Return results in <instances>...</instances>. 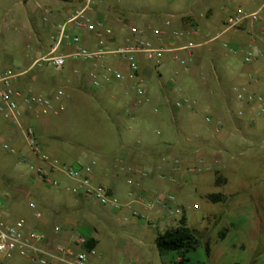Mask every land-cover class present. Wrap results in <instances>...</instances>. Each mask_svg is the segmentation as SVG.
<instances>
[{
  "label": "rangeland",
  "instance_id": "1",
  "mask_svg": "<svg viewBox=\"0 0 264 264\" xmlns=\"http://www.w3.org/2000/svg\"><path fill=\"white\" fill-rule=\"evenodd\" d=\"M81 1L72 0L68 4L53 5L52 16L45 22L43 19L47 17V14L43 17L45 11L37 14L32 12L23 6L24 0H0V61L8 63V68L5 69H12L16 73L28 69L30 63L38 57L39 47L53 46L54 39L59 34L57 25L69 19L70 11L77 9V2L81 3ZM99 1L93 0V6ZM126 1L128 3L126 7L112 9V16H121L122 19L136 22L138 28H144L145 24L135 20L134 16L147 18L151 17L152 13L158 12L162 14L163 20L179 19L184 26L181 29L184 30H187L192 23L197 22L209 34L206 39L217 35L222 30L232 11L238 8L245 10L243 3L237 0ZM259 1V4L252 10L258 9L262 4V0ZM50 4H54V2H50ZM99 7L106 12L105 4H100ZM58 14H60L59 17H57ZM244 31H246L245 28ZM76 32L80 36L86 35L85 32L78 30ZM70 33H73V30ZM116 33L118 34V43L122 45L124 37L128 36L129 32L124 29L121 32L116 31ZM256 34L257 36L248 33V36L254 35L255 37L253 36L250 42L243 43L239 47L245 48L250 43L258 42L264 49V36H259L260 33ZM248 39L250 38L247 37ZM190 40L196 42L193 38ZM228 44L230 43L228 42ZM208 47L213 49L211 54L213 59H217V57L224 59L227 49H221L218 43ZM5 69L0 68V71ZM196 69H198L196 72L190 74L183 72L178 67L172 71L163 66L161 73L163 81L168 82L175 77L174 71L177 72L176 76L181 83V95L195 100L197 110L199 102L202 108L211 111L217 102L224 105L225 101L228 103L230 96L234 99L235 93L231 87V91L229 90L227 95H223L219 91L211 93V87L204 85L203 70L210 72L211 69L208 61L200 66L198 64ZM34 74L44 82H53L64 75L46 64L37 65L24 80L26 89L35 87L31 80V76ZM158 76L160 75L158 74ZM151 79L156 81L158 77L153 74ZM61 86V84L53 82L43 89H46L49 96L52 97ZM40 87L42 88V86ZM74 87L81 89L82 86L76 84ZM166 88L167 85L161 87L158 83L153 86V96L157 103L150 106L151 112L159 106L160 111H168V105L159 101V99H163ZM35 93L38 94V92ZM65 93L66 96L62 102L64 111L57 115L44 116L50 121L52 127L44 141L54 145L62 153H69L68 157L57 153V159L63 163L73 165L83 158H85L83 160L85 164L96 162L95 172L97 174L99 159L107 154V148L112 143H116V141L114 143V139L116 136L119 139L118 134L113 135L110 139L112 131L109 128L110 122L104 117V105L94 99L92 90L87 85L81 91L65 89ZM255 93L264 97V93ZM113 110L117 116L121 117L124 107L115 103ZM254 117L255 122L247 125L251 129H245L244 132L238 133L239 147L230 152L225 149H217V153H214V150L205 152L208 163L201 167L200 171L198 169L195 172L187 171L184 166L176 165L171 155L167 157V162L162 164L164 171H155L156 175L164 173L166 181L174 180L173 188L165 189L166 193L175 195L176 186L178 184L183 186L184 195L181 193L175 195L177 203L185 207L187 227L193 230L201 241V246L196 252L186 255L189 264H264V111H255ZM175 118L176 123L173 119L170 122L168 131L170 133L163 132L160 136L156 135L157 138L172 141L173 138L181 137L184 132H187V128L191 125L199 128L210 125L205 121L204 112L190 118L185 111L180 110L176 111ZM226 118V122H230L229 118ZM0 122L8 123L1 114ZM184 137L191 141L196 140V135L192 133H186ZM5 144L10 145L8 139L0 134V206L1 212L4 213L3 219L23 220L27 229L40 231L39 220L36 219L35 210L30 205L35 204L44 215L45 210L49 209L48 206H53V201L62 199L69 204V211H62L64 214L62 217L53 219L49 217L45 228L50 232L52 226L58 224L68 231L81 233L87 238L96 240L98 245L93 257L95 264H178L179 254L170 253L166 257H161L156 246L158 234L164 233L171 226L173 228L179 226L177 217L163 213V219L159 223L154 221L155 217L145 213L139 216L126 215L125 219L122 213L114 212L111 208L91 207L85 200L77 202L74 198L75 195L63 189L61 176L57 177L61 181L60 187L53 188L45 185L29 172L28 164L21 163L17 155L4 150ZM189 158V167L197 164L199 159L198 154H193ZM158 160L160 161V158ZM214 160L219 163L214 164ZM187 165L185 164V167ZM174 168L177 170V174H171L170 171ZM116 170L109 172L105 177L96 178L97 183L108 187L113 178L123 183L125 174L120 167ZM146 173L151 172L148 170ZM217 179L219 180L218 184L216 183ZM17 185H23L29 195L22 197L19 193H14L13 189ZM219 193L226 196L227 199L224 203L213 204L206 198L207 195ZM225 229L228 231L224 232ZM222 233H225V237H221ZM207 244L210 246V256H207L206 253ZM220 250L223 252L217 255ZM212 253L213 255H211Z\"/></svg>",
  "mask_w": 264,
  "mask_h": 264
},
{
  "label": "crops",
  "instance_id": "2",
  "mask_svg": "<svg viewBox=\"0 0 264 264\" xmlns=\"http://www.w3.org/2000/svg\"><path fill=\"white\" fill-rule=\"evenodd\" d=\"M243 3V8L249 12H255L256 10H252V8L256 7L259 4V0H237ZM50 2H54V4H50ZM84 0L81 1V3H78V8L81 9L83 7ZM264 0H262V3ZM58 4H62V2L54 1V0H24L23 6L30 9L32 12L42 13L43 17L46 16L49 19L50 16H52L51 8ZM68 4V3H64ZM100 4H105L107 6L106 12L102 10ZM126 0H100L98 4H95L93 6V10L88 14L93 21H103L106 28H108L111 31V35L108 38V45L110 47H118L120 46L118 43V34L116 31H123L124 29L128 31V26H137L136 22H131L125 19H122L121 16H112V9L113 8H119L121 6L126 7L127 5ZM97 6V7H96ZM96 8H98L96 10ZM259 8V7H258ZM74 9V10H77ZM101 9V10H100ZM43 10V11H42ZM74 10H71V14ZM49 13V14H48ZM60 14L57 15L59 17ZM123 16V15H122ZM174 18V16H172ZM70 18V17H69ZM44 19V18H43ZM57 19V18H56ZM55 19V20H56ZM59 19V18H58ZM134 19L143 24L144 28L147 30V38L151 40L154 45L157 47H164L169 48L171 46H178L180 44H184L187 41H191L190 39H194L196 43H202L205 42L206 38L205 36L202 37H190L183 41L176 40L170 30H166L165 24L167 21L171 20H163L162 14L158 12H154L151 14V17H136L134 16ZM68 20V19H67ZM66 20V21H67ZM45 21V20H44ZM47 22V21H45ZM65 22V21H64ZM63 22V23H64ZM172 22V28L173 29H181L183 24L180 23V20H174ZM62 24L59 23L58 26ZM110 26V27H107ZM244 28L246 31H244ZM75 29V30H74ZM154 29H161L164 30L165 34L161 36L160 38L155 37L152 34V30ZM73 30V33H71L74 36H78L82 43L91 48L95 49L97 47L98 40L95 37H90L87 34L86 35H78L77 30L81 32H85L82 29L76 28L75 26H70V31ZM182 30V29H181ZM259 31V32H258ZM258 34L259 36H264V16H261L260 21L256 24H246L244 27L239 28L237 30H230L226 31L225 27H222V30L217 34L219 35V40L213 41L208 43L206 46H202L198 48L196 52V60H195V66L192 68L190 74L196 72L198 69V64L204 63L205 61H208L210 63V72L203 70V83L204 85H208L211 87V93L221 92L223 95H227L229 90L232 91L234 88L238 86H245L250 85L252 89L257 93H264V58L259 60L254 65H245L244 64V52H237L236 54L226 52V54L223 56L224 59H221V57H217V59H213L212 51L213 49L208 47L210 45H214L215 43H218L220 45V48L222 49V45L224 42H229L231 46L238 47L243 43L250 42L253 38V36H248V33ZM215 35V36H217ZM58 36V35H57ZM57 36L55 37V43L53 46H50L49 48L46 47H39L37 51V58L30 63L29 68H31L32 64L45 57L48 56L55 48H56V40ZM129 36V35H128ZM127 36L124 37V40ZM247 37L250 39L247 40ZM255 37V36H254ZM246 40V41H245ZM245 41V42H244ZM194 42V41H193ZM42 44V42H40ZM249 44V43H248ZM251 44V43H250ZM76 48L74 46H71L69 44L61 45L56 48L55 55H66V54H72L74 53ZM215 57V56H214ZM70 61V62H69ZM68 61L67 67L64 69L63 72L64 75L58 79L53 80V82H56L57 84H61L65 89H75V91H81L82 88L87 85L88 88V79H87V72H88V66L86 64H83L79 60L70 59ZM72 61V62H71ZM110 64L114 66H119V63L114 59H109L108 61ZM142 63V74L145 78L146 85H147V94L149 97V103L141 108L136 114L134 115H128L126 114V107L132 101L134 98V93L130 90V86H132L131 82L125 81L120 84H115L113 87L95 90L92 89V96L96 101L102 102L104 105L105 114L104 117L109 121V128L112 131L110 135L113 137V135L118 134V138L116 136V139H114V143L109 146L107 154L101 156L98 163V171L97 174L94 170L92 179L95 184L97 183V179L99 177H105L109 172L117 171L116 169L118 167L121 168V171L125 174V181L122 183L115 178H113L111 185L108 187H105L110 194L113 196H116L124 205L129 206L128 209H124L119 213H122L123 217H126V215L134 216L133 213H136V216H139L141 214H148L151 217H155V222L159 223L161 219H163V213H167V207H165L162 204H157L155 201L157 198L164 196L165 198L169 200L171 197L172 201L170 203L180 209L183 212V215L180 217H177L178 223L180 226V221L183 217L186 218V212L185 207L183 205H180L177 203L176 194L181 193L184 195L183 192V186L178 184L176 186L177 192L173 193H166L165 189H172L174 185V180L170 179L169 181H166L164 177V173H160V175H156L155 171L159 170L162 172L164 171L163 163L167 162V157L169 155L172 156L173 161L176 165H182L184 168H187L189 165V160L193 154H198V162L199 164H202V167L207 165L208 159L207 155H205V152H210L214 150V153H217V149H225V151H231L235 148L239 147V136L238 133L244 132L245 129H251L250 125L246 121L248 118H250V112L246 113V119H239L237 117V104L235 103L232 96L228 99V103L225 101V104L217 102L215 105V108L211 111L209 109H204L201 107L200 102L198 103L199 109L197 112L198 116L201 112H204L206 116V111L208 110L211 112L215 118H229V121H227V127L224 131L221 133L217 132L216 125L213 126H206L199 128L195 125H191L187 128V132H184L181 137L178 136V138H173L172 141L169 139L167 141L157 138V136H160L163 132H167L169 134V126L171 120H175V113L176 111H180L175 108V103L178 101L179 98H181L182 89L180 88V80L178 79L177 72L174 71V78L168 82L163 81V76L161 73V68L168 67L170 70H175V68H179V65L172 60L171 54H167L165 56L164 63L159 68V70H156L152 65L147 64L145 62ZM8 63L5 61H0V68H8ZM204 65V64H203ZM205 66V65H204ZM124 70H126L125 65H120ZM26 69V70H28ZM196 69V70H195ZM25 70V71H26ZM23 71V72H25ZM30 73V72H29ZM28 73V74H29ZM21 77L19 81L16 83V85L19 88H22L24 90H29L24 87L26 76ZM156 74L158 77V80L153 81L152 75ZM158 74L161 76H158ZM32 84L35 85L31 90L38 92V94L42 95H48V92L46 89L51 83L50 82H44L41 80L39 76L34 74L31 76ZM158 83L161 87H164V85H167L166 92L163 96V99H159V101L163 104L168 105V111L162 112L154 108L152 112L150 111V106L155 105L157 102L154 100L153 96V86ZM81 85V89H77L74 87V85ZM42 86V88L40 87ZM234 86V87H233ZM231 87V88H230ZM130 91V92H129ZM232 94V93H231ZM226 98V97H225ZM115 103H119L121 106L124 107V112L121 117L117 116L115 113L114 105ZM185 113L188 117L194 118L196 116H191L186 110ZM236 111V112H235ZM228 113V115H227ZM97 117V116H96ZM132 122V123H131ZM246 123V124H245ZM33 124L38 133V140L42 148L49 153L53 158L58 160L59 162L63 163L59 159H57V153L62 154L64 157H68V152H61L59 151L54 145L47 143L44 141V138L48 136L50 133L52 127L50 121L45 118L44 116L41 117H35L33 113L26 109L24 114V125ZM254 129V128H253ZM179 133V132H178ZM186 133H192L196 135V140L191 141L189 139H186L184 135ZM0 134L4 135L8 141L9 144L15 148L18 149L19 152L26 154L28 152L25 138L22 129L18 128L17 126L11 124V123H2L0 122ZM252 136V135H251ZM254 136V135H253ZM173 137V136H171ZM193 148V149H191ZM200 156V157H199ZM160 158V161L158 160ZM85 158L78 160L76 163H84ZM214 164H218L219 162L214 160ZM66 164V163H64ZM185 164H188L187 167H185ZM175 169V168H174ZM173 169V170H174ZM150 171L151 173H146V171ZM170 171L171 174H177L176 169L174 171ZM203 170V169H202ZM166 172V171H165ZM166 174V173H165ZM58 176L62 177L63 180V189L66 185L71 184L69 180L65 178L63 175L55 174V177ZM131 181L132 183L129 184L128 182ZM126 185V186H125ZM215 185H217L215 183ZM103 186V185H102ZM218 186V185H217ZM23 187V189L26 190V188L23 185H17L16 188ZM65 190V189H64ZM14 193H18L13 189ZM66 193V192H65ZM22 197L23 196L20 194ZM208 196V195H207ZM206 196V198H207ZM14 197V195H13ZM77 202H81L87 200L82 196H74ZM53 206H48L49 209L45 210V213L43 215V218L39 220L38 228H40V231L45 232L49 235H51V231L48 232V230L45 228L47 225V222H49V217L57 218L64 216L62 211H69V204L66 203V201L56 200L53 201ZM88 204V202H87ZM197 207V206H196ZM115 212V211H114ZM117 212V211H116ZM125 214V215H124ZM169 215V214H168ZM170 216V215H169ZM127 218V217H126ZM171 218V217H169ZM176 223V222H175ZM187 223V219H186ZM166 225V224H165ZM168 226V225H167ZM178 226V227H179ZM157 228V226H155ZM177 228V227H175ZM173 226L170 227V229H175ZM169 230V229H168ZM68 235L64 234L62 235L59 240H65L67 239ZM58 239V238H57ZM96 250V249H95ZM94 250V251H95ZM223 250H220L217 252V255H220ZM213 255V253L211 254ZM216 256V254H215ZM166 257V256H165ZM218 257V256H217ZM178 264L181 261V256L178 259ZM188 264H189V259ZM11 264H25L24 261L17 260L14 261Z\"/></svg>",
  "mask_w": 264,
  "mask_h": 264
},
{
  "label": "built area",
  "instance_id": "3",
  "mask_svg": "<svg viewBox=\"0 0 264 264\" xmlns=\"http://www.w3.org/2000/svg\"><path fill=\"white\" fill-rule=\"evenodd\" d=\"M81 9L74 10L70 18L58 26L59 34L56 40V48L69 44L76 48L75 52L66 55H55L56 48L48 55L35 61L31 68L25 72H14L12 69L0 71V114L9 123L22 129L28 152H19L12 146L5 144L4 150L17 155L23 164H28L29 172L41 180L45 185L57 188L61 186V181L55 174L63 175L71 184L64 187L65 191L75 196L84 197L91 207L111 208L121 212L128 209L116 196L102 185L95 184L92 176L97 165L96 162L90 164L76 163L73 165L64 164L47 153L39 143L37 129L33 124L24 125L25 110H30L35 117L49 114L57 115L64 111L62 104L65 99V87L52 96L37 94L33 90L19 88L16 83L19 79L28 74L34 67L46 64L53 67L58 72H63L70 59L81 61L88 66L87 79L89 87L95 90L113 87L125 81L131 82L130 90L134 93V98L126 107V114L134 115L141 108L149 103L147 85L142 74V61L152 65L156 70L162 66L167 54H171L173 62L177 63L185 73H190L195 66L196 50L208 43L219 40V35L213 36L202 43L187 41L178 46L169 48L157 47L147 38V30L137 26H128L129 36L122 45L110 47L108 38L111 31L106 28L103 21H93L88 15L93 10V0H84ZM264 15V2L252 13H247L242 8L232 11L225 21L226 31L237 30L244 24H256ZM47 21V17L44 18ZM70 26L82 29L90 37L98 40L97 47L91 49L85 46L78 36L70 33ZM166 30H170L176 40L183 41L190 37H209L197 22L189 25L187 30L172 28V22L167 21ZM152 34L160 38L165 34L164 30L154 29ZM222 47L231 53L244 52V64L253 65L259 59L264 58V49L258 42H254L245 48L234 47L224 42ZM109 59H114L119 66L110 64ZM120 65H125L124 70ZM130 92V91H129ZM234 101L237 104V117L246 119V113L250 112L248 124L255 122V111L263 112L264 97L256 94L250 85L234 88ZM178 110H186L191 116L197 115V102L188 96H181L175 103ZM205 121L207 124L216 125L217 132L221 133L227 127L225 118H215L206 111ZM202 164H194L187 168V171H200ZM129 184L132 182L129 181ZM172 198L170 197L169 200ZM164 196L157 198V204L167 207L170 216L180 217L183 212L174 207ZM30 207L35 210L37 220L43 218V212L35 204ZM0 206V264H11L21 260L25 264H95V251L88 249L89 238L81 233H73L63 226L55 224L51 228V235L35 230L27 229L23 220L12 221L3 219V211ZM136 216V213H133ZM126 219V217H125ZM67 234L65 240L59 238ZM58 238V239H57Z\"/></svg>",
  "mask_w": 264,
  "mask_h": 264
},
{
  "label": "trees",
  "instance_id": "4",
  "mask_svg": "<svg viewBox=\"0 0 264 264\" xmlns=\"http://www.w3.org/2000/svg\"><path fill=\"white\" fill-rule=\"evenodd\" d=\"M62 3H70L72 0H54ZM219 180H216L218 184ZM224 194H210L207 196V200L213 204L224 203L226 201ZM228 230L225 229L224 232ZM221 237H225V233L221 234ZM98 242L92 238H89L87 248L95 250ZM156 246L158 253L161 257H165L170 253H177L181 256L179 264H188L186 255L196 252L200 246L201 241L195 232L187 227L186 218L183 217L180 221V226L175 229L166 230L162 234H158L156 239ZM207 256H210L211 250L209 244L206 245Z\"/></svg>",
  "mask_w": 264,
  "mask_h": 264
},
{
  "label": "water",
  "instance_id": "5",
  "mask_svg": "<svg viewBox=\"0 0 264 264\" xmlns=\"http://www.w3.org/2000/svg\"><path fill=\"white\" fill-rule=\"evenodd\" d=\"M14 190L16 192H18L19 194H22L23 196H27L28 195V192L25 189H23V188H14Z\"/></svg>",
  "mask_w": 264,
  "mask_h": 264
}]
</instances>
